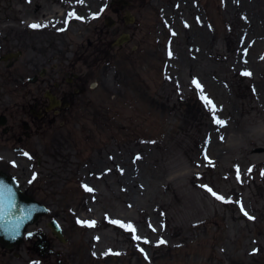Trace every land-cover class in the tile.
Listing matches in <instances>:
<instances>
[{
  "label": "rangeland",
  "instance_id": "1",
  "mask_svg": "<svg viewBox=\"0 0 264 264\" xmlns=\"http://www.w3.org/2000/svg\"><path fill=\"white\" fill-rule=\"evenodd\" d=\"M120 1L0 0V117L24 138L0 124V144L24 148L16 170L51 210L1 254L13 264H264V0ZM127 16L117 34L106 26ZM122 32L133 38L118 49ZM43 67L44 82L30 83ZM72 74L83 75V97L31 116L33 98L42 109L52 81ZM35 234L56 257L41 258Z\"/></svg>",
  "mask_w": 264,
  "mask_h": 264
},
{
  "label": "flooded vegetation",
  "instance_id": "2",
  "mask_svg": "<svg viewBox=\"0 0 264 264\" xmlns=\"http://www.w3.org/2000/svg\"><path fill=\"white\" fill-rule=\"evenodd\" d=\"M116 0H111V5L113 7V5L115 6ZM122 6L123 2L122 0L118 3ZM115 13H118L122 8H113ZM126 19V20H125ZM124 20V25L125 24H131V21L129 18H105V23L107 27H115L117 28L114 34H117L119 32V24L120 22L123 23ZM135 21V18H134ZM133 38V35L129 32H122L119 37L113 41V43H115L117 40L122 39L125 40L126 43L128 44ZM112 43V45H113ZM90 48H93V44L89 43ZM125 46V44H124ZM123 48V46L118 47V49ZM135 51H137L139 49L138 46H134L133 48ZM49 73L48 70L46 68H42L38 74L33 75L32 78H30V83L36 85V84H40L43 83L44 78H46V76L48 77ZM62 76V75H61ZM53 80V79H52ZM53 82V90L51 89H46L45 90V98H46V103L43 106V108L41 109V106L39 104V100L37 99V97H34V104L30 110V114L31 116H33L34 118H36L37 120H43V119H48V115L50 112H55V113H59V110H63V109H68V108H72L73 104H71L70 100H75L76 102H78L79 98L83 97L84 94V89L82 88V86H78L75 87L76 84H81L83 85L84 82V78L83 75L81 74H72L71 78H69L68 80L66 79V83L65 82H58L57 80L52 81ZM75 87V88H74ZM77 99V100H76ZM56 106V107H53ZM75 107V106H74ZM51 109V110H50ZM5 124L4 127V132L7 133L6 135H11L13 137V139L19 143L22 144V142L24 141V138L22 136H20L14 129L8 127V120L6 116H2L0 117V124ZM27 128V133H26V137H30L31 136V132H29L30 130V126L29 123L26 126ZM8 146V145H7ZM2 146V144H0V171L2 173H4L5 175H7L10 179H15L17 181V183L19 184L21 191H23L26 195L30 196L33 198L32 194L29 192L30 190H28V188L24 187L23 182L28 180V179H33L31 177H28L25 172L20 168V170H16L17 166V160L14 159H18L20 156H23V150L24 148L19 145V146ZM21 153V155H20ZM13 172H16V175H12ZM33 185V181L31 180L29 183V187H31ZM37 236V241L35 242L36 244V248L38 250V252L41 255V258L43 259H47L51 256L56 257L57 255L55 254V250H52L50 241L44 238V235L42 234H35ZM18 246H15L13 248H8L6 246H4L3 244H0V264H13V254H8V255H3L1 254L4 251L6 252H12L14 251L15 248H17ZM28 252L31 251V249H29V247L27 248ZM17 251V250H16ZM15 251V253H16ZM16 255V254H15ZM59 255V254H58ZM60 256V255H59ZM20 257L22 259H24V255H20ZM58 264H63V262L59 259ZM23 264H34V263H29L28 260L26 259L23 260ZM35 264H40L39 262L35 263Z\"/></svg>",
  "mask_w": 264,
  "mask_h": 264
},
{
  "label": "water",
  "instance_id": "3",
  "mask_svg": "<svg viewBox=\"0 0 264 264\" xmlns=\"http://www.w3.org/2000/svg\"><path fill=\"white\" fill-rule=\"evenodd\" d=\"M124 4L127 5L128 3L125 2ZM122 44L123 41L116 43L117 46ZM21 55V53H10L3 55L2 60L11 61ZM0 211L3 213L0 217V244L8 248L22 244L27 229L35 225L42 216L49 214L47 206L25 195L15 180L9 179L1 172ZM17 223H19L18 229L15 228ZM49 226L54 231L55 236L64 243L66 240L59 223L53 220Z\"/></svg>",
  "mask_w": 264,
  "mask_h": 264
},
{
  "label": "snow or ice",
  "instance_id": "4",
  "mask_svg": "<svg viewBox=\"0 0 264 264\" xmlns=\"http://www.w3.org/2000/svg\"><path fill=\"white\" fill-rule=\"evenodd\" d=\"M78 18H79V17H78ZM31 27H33V28H39V27H41V25H39V24H33V25H31ZM171 54H172V53L169 52V55H170V56H171ZM245 74H246V75H250V73H245ZM193 83L195 84V86H196L198 89H201V88H202V86L200 85V83H199L198 81H195V80H194ZM203 98L206 100V102H207L208 104H212V101L207 100L206 97H203ZM216 122H217V123H220V124H223V123H224L223 121H220V120H217ZM25 155H27V153H25ZM85 187H86V190H88V191H92V189L87 188V186H85ZM208 191H209L213 196H215L217 199L225 200V197L218 195V194H217L216 192H214L211 188H209ZM241 211L244 213L245 216H248L247 211L244 210V208H243L242 205H241ZM2 215H3V213H2V211H0V217H2ZM248 218H249V219H254L253 217H250V216H249ZM112 222H113V223H116V224H121V225H122V222H120V221H112ZM78 223L85 224V225H87V226H89V227L95 225V221H78ZM122 226H123V225H122ZM128 227H129L130 230L135 231L134 227H132L131 225H128ZM15 228H16V229L19 228V223H17V224L15 225ZM29 235H31V233H29ZM134 238H135V239H140L139 236H136V237H134ZM145 242H147V241H145ZM160 243H165V241L161 240Z\"/></svg>",
  "mask_w": 264,
  "mask_h": 264
},
{
  "label": "bare ground",
  "instance_id": "5",
  "mask_svg": "<svg viewBox=\"0 0 264 264\" xmlns=\"http://www.w3.org/2000/svg\"><path fill=\"white\" fill-rule=\"evenodd\" d=\"M129 19H130V21H131V22H133V21H134V19H133V18H129ZM119 41H122V39H121V40H119Z\"/></svg>",
  "mask_w": 264,
  "mask_h": 264
}]
</instances>
